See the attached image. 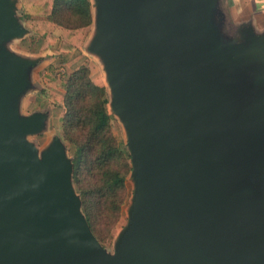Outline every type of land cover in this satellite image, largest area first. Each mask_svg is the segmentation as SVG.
<instances>
[{
    "label": "water",
    "instance_id": "95a60500",
    "mask_svg": "<svg viewBox=\"0 0 264 264\" xmlns=\"http://www.w3.org/2000/svg\"><path fill=\"white\" fill-rule=\"evenodd\" d=\"M204 1L186 0L161 31L152 0H100L96 47L135 180L114 254L81 213L63 145L41 159L26 142L47 115H12L28 63L0 54V264H264V36L219 57ZM18 31L1 1L0 45ZM257 176L254 194L246 179Z\"/></svg>",
    "mask_w": 264,
    "mask_h": 264
},
{
    "label": "rangeland",
    "instance_id": "374dc122",
    "mask_svg": "<svg viewBox=\"0 0 264 264\" xmlns=\"http://www.w3.org/2000/svg\"><path fill=\"white\" fill-rule=\"evenodd\" d=\"M12 7L16 18L19 21L18 33H11L5 41L0 45V54L5 55L18 65L28 63L27 66L20 67L18 70V83L12 89L10 99L12 107V115L15 118H30L37 113L46 114L44 125L34 132L27 133L26 142L31 145L42 159L48 155L55 146L57 136L63 139V116L64 109L53 103L51 95L63 92L64 83L69 73L82 63L89 66L93 81L106 88L109 98V112L112 116L111 126L114 137L117 142L124 147H129L130 134L129 129L125 125L123 118L114 108V88L109 79V66L105 52L96 47L102 33V8L100 0H91L93 24L89 35L81 40V31L75 35V43L78 45L77 50L61 52V39L58 41H49L46 48L39 50L43 37L33 28L34 21L46 22L47 17L35 16L30 22L26 20L23 11L22 0H0V2ZM186 0H152V10L160 19V30L163 31L170 22L176 12L182 8ZM210 4V10L207 11L208 21L212 29L213 37L218 43V56L225 60L230 59L231 53L228 45L234 42L233 33L235 25L230 18V0H205L204 5ZM63 20L69 22L74 21L70 14L66 13L62 16ZM206 23V21H205ZM206 25V24H205ZM42 28V24L37 25ZM49 28V26H48ZM47 30V29H45ZM209 31V30H208ZM49 33L56 36H67L71 32L70 29L58 28L51 25L48 29ZM212 37V38H213ZM39 50V51H38ZM213 62L215 58L211 56ZM24 84L21 86V84ZM251 92V89H250ZM250 92L247 90V102L251 108H255L258 103L254 98H250ZM262 104V103H261ZM264 104V102H263ZM66 146L65 159L69 160L74 156L75 147L69 141L64 140ZM259 176L248 177L246 185L254 194L260 192L258 184ZM94 179L84 177V182ZM127 185L129 189V199L123 209L122 217L119 223L113 228L114 221L110 224L103 223V232L100 237V243L110 254H114L119 237L123 233L129 221V209L133 204V196L135 190V180L132 173L128 176Z\"/></svg>",
    "mask_w": 264,
    "mask_h": 264
},
{
    "label": "trees",
    "instance_id": "16d2710c",
    "mask_svg": "<svg viewBox=\"0 0 264 264\" xmlns=\"http://www.w3.org/2000/svg\"><path fill=\"white\" fill-rule=\"evenodd\" d=\"M22 4L26 20L31 22L35 16L48 18L46 22L34 21L33 29L43 37L39 50L46 48L49 41L61 39V52L75 51L77 32L81 31V40H84L91 31V0H22ZM66 13L74 21H64L62 16ZM39 23L42 28L37 27ZM51 25L71 32L68 37H58L48 32ZM51 99L64 109L63 139L75 147L74 156L70 158L71 183L80 199L81 213L99 241L103 223L109 225L113 220L114 228L129 199L127 179L133 171L131 151L114 137L106 88L93 81L85 63L68 74L63 92L52 94ZM63 139L56 137L66 152ZM84 177L94 181L85 183Z\"/></svg>",
    "mask_w": 264,
    "mask_h": 264
},
{
    "label": "crops",
    "instance_id": "0c3cea01",
    "mask_svg": "<svg viewBox=\"0 0 264 264\" xmlns=\"http://www.w3.org/2000/svg\"><path fill=\"white\" fill-rule=\"evenodd\" d=\"M229 14L236 28L231 45L244 46L251 34L258 39L263 38L264 0H230ZM260 82L259 86L264 88V75Z\"/></svg>",
    "mask_w": 264,
    "mask_h": 264
}]
</instances>
